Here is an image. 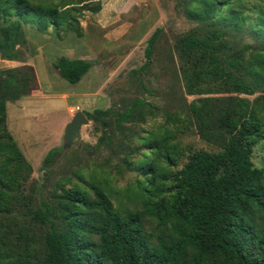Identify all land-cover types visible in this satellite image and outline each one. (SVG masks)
I'll return each instance as SVG.
<instances>
[{"label": "trees", "instance_id": "1", "mask_svg": "<svg viewBox=\"0 0 264 264\" xmlns=\"http://www.w3.org/2000/svg\"><path fill=\"white\" fill-rule=\"evenodd\" d=\"M92 3L0 0V17L8 18L0 26V57L16 59L15 45L22 39L23 24H34L39 30L64 26L80 36L77 15L98 12L100 2ZM225 3L229 1L200 0L199 4L213 11ZM208 15L190 16L200 20ZM246 20L240 7L228 6L223 21L241 29L248 25ZM253 24L247 30L264 40V6ZM160 31L156 28L149 36L146 60L139 69L149 65ZM221 35L213 30L205 36L189 33L180 38L185 91L206 95L189 103L192 120L182 112H168L139 138L145 149L135 166L140 178L113 187L102 176H84L79 171L69 188H60L54 202L41 200L35 210L29 208L30 218L47 226L41 264H264V165L255 167L251 160L258 143L264 159V99L247 97L264 89V46L252 49L245 44L224 58ZM55 67L60 77L76 83L91 62L62 56ZM5 79L13 81L9 74ZM30 81L0 94V213L13 215L16 201L26 207L29 203L21 185L31 165L7 129L5 103L24 95L31 88ZM148 104L144 98L135 99L116 112V125L121 127L122 122L131 120L137 106ZM83 113L101 120L112 110L96 108ZM191 126L200 139L219 150H195L174 171L184 155L177 136ZM104 138L102 135L98 141ZM61 149L51 148L41 167L49 166ZM146 221L154 223L150 232ZM25 237L24 254L18 256L30 261L31 244ZM1 246L7 251L2 235L0 264H7L9 256Z\"/></svg>", "mask_w": 264, "mask_h": 264}, {"label": "rangeland", "instance_id": "2", "mask_svg": "<svg viewBox=\"0 0 264 264\" xmlns=\"http://www.w3.org/2000/svg\"><path fill=\"white\" fill-rule=\"evenodd\" d=\"M97 1L101 4L98 12L83 11L77 15L80 36L64 26L39 30L34 24H23L22 39L15 45L16 59L0 57V94L6 89L13 91L24 80H32L24 95L5 103L7 129L31 165L21 185L23 194L29 198L28 207L16 201L13 215L0 213V235L7 240V251L2 246L1 250L9 256L7 264H41L47 226L32 220L29 208L35 210L41 200L54 202L60 188H69L79 171L84 176L89 173L102 176L113 187L134 183L140 178L135 166L145 151L139 140L144 132L171 111L182 112L192 120L189 103L206 94L189 95L185 91L178 49L182 35L222 32L224 58L245 44L252 49L264 46V40L256 39L246 28L253 27V19L264 6V0H227L228 4L213 11L200 6V0H91ZM228 6L243 10L248 24L245 28L234 29L233 22L226 25L223 20ZM203 13L209 15L200 20L190 16ZM7 21L8 18L0 17V26ZM156 28L161 31L152 47L150 63L139 69L146 60L147 40ZM62 56L89 60L91 67L78 82L69 83L55 67ZM7 74L13 81L5 79ZM223 88L226 91V86ZM256 96L264 99V89L247 97ZM140 98L149 104L137 106L131 120L118 127L116 112ZM96 108H110L112 113L101 120L88 118L80 128L78 139L69 148H62L63 129L75 112H92ZM102 135L105 138L99 142ZM177 138L184 155L173 167L174 171L195 150H219L218 146L200 139L192 126ZM55 147L62 149L49 166L42 168L44 156ZM251 160L255 167L264 165L259 143L253 147ZM145 226L150 232L154 223L146 221ZM26 235L32 250L30 261L18 256L24 254L22 241Z\"/></svg>", "mask_w": 264, "mask_h": 264}, {"label": "water", "instance_id": "3", "mask_svg": "<svg viewBox=\"0 0 264 264\" xmlns=\"http://www.w3.org/2000/svg\"><path fill=\"white\" fill-rule=\"evenodd\" d=\"M89 120L82 111H77L71 120L65 125L62 136V148H69L75 140L79 137V131L82 124Z\"/></svg>", "mask_w": 264, "mask_h": 264}, {"label": "crops", "instance_id": "4", "mask_svg": "<svg viewBox=\"0 0 264 264\" xmlns=\"http://www.w3.org/2000/svg\"><path fill=\"white\" fill-rule=\"evenodd\" d=\"M75 59H80V58H75Z\"/></svg>", "mask_w": 264, "mask_h": 264}]
</instances>
